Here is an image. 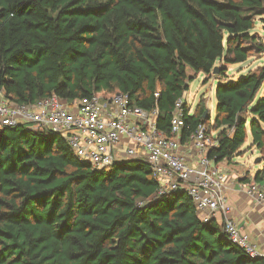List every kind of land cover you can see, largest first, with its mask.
I'll return each mask as SVG.
<instances>
[{
    "label": "trees",
    "instance_id": "trees-1",
    "mask_svg": "<svg viewBox=\"0 0 264 264\" xmlns=\"http://www.w3.org/2000/svg\"><path fill=\"white\" fill-rule=\"evenodd\" d=\"M264 0H0V90L30 104L53 94L130 97L157 108L171 135L177 100L195 73L219 66L217 113L185 99L182 143L216 132L208 156L230 161L247 141L264 160V64L238 80L228 65L264 52L255 32ZM264 21V19H263ZM210 125L212 128H210ZM251 180L250 176L244 179ZM264 183V166L254 176ZM0 264H264L203 222L187 191L158 194L143 157L104 169L81 161L60 134L0 129Z\"/></svg>",
    "mask_w": 264,
    "mask_h": 264
},
{
    "label": "built area",
    "instance_id": "built-area-1",
    "mask_svg": "<svg viewBox=\"0 0 264 264\" xmlns=\"http://www.w3.org/2000/svg\"><path fill=\"white\" fill-rule=\"evenodd\" d=\"M184 101L181 97L175 104L169 136L157 128V108L149 112L131 105L125 93L110 98L86 96L74 102L53 94L35 103L20 104L0 90V129L26 124L33 130L58 133L81 161L98 169L112 166L117 161L114 148L121 146L120 154L143 157L150 163L159 195L187 191L203 222L217 220L232 242L252 257H264L249 234L230 217L224 190L229 176L208 156L218 145L216 133L200 124L189 140L195 161L189 163L180 153L186 124ZM245 192L264 205L262 184L252 182Z\"/></svg>",
    "mask_w": 264,
    "mask_h": 264
},
{
    "label": "rangeland",
    "instance_id": "rangeland-1",
    "mask_svg": "<svg viewBox=\"0 0 264 264\" xmlns=\"http://www.w3.org/2000/svg\"><path fill=\"white\" fill-rule=\"evenodd\" d=\"M264 16L257 18V24L255 32H257L262 39L264 40ZM264 64V52L262 54H256L251 56L247 61L242 63L230 64L228 65L227 80H238L241 77L246 76L250 71L257 69L260 65ZM189 74L193 80L189 83V89L185 92V99L191 109V112H194L197 105L202 102L207 107V112L211 114V121L213 122L216 119L217 113V98H216V88L220 83L221 79L217 74L212 73L207 75L206 73H195L192 70H189ZM264 95V89H260L257 95V98L252 106H254L258 100ZM210 128L211 125H210ZM210 132V131H209ZM214 132V131H212ZM216 133V132H214ZM252 132L249 129V135L247 141L241 148V152L237 155H240L239 160H235L227 167L231 170H240L239 174H243L245 169L253 170L255 167L264 166L263 156L260 153V150L253 144ZM126 147V146H125ZM121 146H116L114 148V155L117 161H122L125 159H131L133 157H128L125 154H120ZM236 155V156H237ZM261 158L262 161L256 163V160ZM227 161V160H226ZM229 162V161H228ZM244 168V169H241ZM189 194V193H188Z\"/></svg>",
    "mask_w": 264,
    "mask_h": 264
},
{
    "label": "crops",
    "instance_id": "crops-1",
    "mask_svg": "<svg viewBox=\"0 0 264 264\" xmlns=\"http://www.w3.org/2000/svg\"><path fill=\"white\" fill-rule=\"evenodd\" d=\"M189 144V141L183 143L179 151L187 158L189 163H193L195 152ZM240 155L235 156L231 161L239 160ZM231 161L224 160L219 163L223 171L229 176L224 190L231 208L230 217L243 231L249 234L251 241L264 254V205L249 197L245 192L246 185L254 182V176L263 166L255 167L251 171L245 169L243 174H239L240 170L235 171L227 167L232 163ZM246 176L251 177L249 182L244 180ZM262 186L264 187V183Z\"/></svg>",
    "mask_w": 264,
    "mask_h": 264
},
{
    "label": "water",
    "instance_id": "water-1",
    "mask_svg": "<svg viewBox=\"0 0 264 264\" xmlns=\"http://www.w3.org/2000/svg\"><path fill=\"white\" fill-rule=\"evenodd\" d=\"M219 72V66H215V68H214V70H213V73H215V74H217ZM206 113H207V111H206ZM262 161V159L261 158H258L257 160H256V163H259V162H261Z\"/></svg>",
    "mask_w": 264,
    "mask_h": 264
}]
</instances>
